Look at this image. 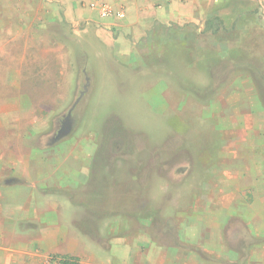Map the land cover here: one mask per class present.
Segmentation results:
<instances>
[{"label": "rangeland", "instance_id": "1", "mask_svg": "<svg viewBox=\"0 0 264 264\" xmlns=\"http://www.w3.org/2000/svg\"><path fill=\"white\" fill-rule=\"evenodd\" d=\"M6 4L0 0V23L7 21ZM194 15L199 23L188 25L191 39L171 35L178 29L174 25L167 26L164 37L122 38L126 48L137 49L128 60L122 56L123 46L118 57L110 44L113 28L90 23L74 34L49 25L60 46L43 63L52 66L46 69L47 80L41 74L27 82V99L14 105L16 111L39 110L37 104L26 106L31 100L49 107L47 113L54 117L49 129L54 139L46 143L54 155L45 153V146L39 151L32 147L38 137L34 132L23 136L26 155L37 160L30 161L31 168L50 179L41 188L52 200L36 201L40 211L50 210L48 216L41 215L40 225L57 224L64 232L75 228L92 238L93 256H101L103 264L120 260L121 229L132 227L130 214L146 195L177 192L175 184L160 188L171 179H185L180 186L186 192L193 179L228 176L230 165L221 160L224 147L242 145L243 129L254 131L262 123L236 115L229 106L232 99L248 95L252 100L251 93H256L264 117V0H199ZM12 57L0 55V70ZM24 58L27 62L33 57ZM3 92L7 96L11 90L0 82ZM237 128L242 131L236 138L225 140V130ZM84 264L90 262L84 259Z\"/></svg>", "mask_w": 264, "mask_h": 264}, {"label": "crops", "instance_id": "2", "mask_svg": "<svg viewBox=\"0 0 264 264\" xmlns=\"http://www.w3.org/2000/svg\"><path fill=\"white\" fill-rule=\"evenodd\" d=\"M5 1L9 5L4 8L6 23H0V55L22 59L17 62V57H12L0 70V76L4 72L0 82L11 90L7 96L8 92L0 93V264H61V258L52 260L50 254L66 255L78 264H84V259L90 264H103L101 256H93L92 238L80 235L75 228L64 232L57 224L40 225L41 215L48 216L50 210L40 211L36 201L52 200L48 190L41 188L50 179L31 168L37 160L26 155L23 136L34 132L38 137L32 147L43 149L54 139L49 135L54 117L47 113L49 107L31 100L26 106L37 104L39 110L26 107L16 111L14 105L27 99V82L41 74L45 78L46 69L52 68L43 63L60 45L47 30L49 25L69 28L74 34L80 25L90 23L113 28L115 31L109 33L115 38L110 44L118 57L120 45L123 46L126 50L122 56L128 60L129 54L137 50L122 43L128 34L133 40L145 37L144 41H148L174 25L178 29L171 35L191 39L188 25L199 23L194 15L199 11V0H100L115 13H125L124 18L114 14L108 19H102L99 9L92 6L96 0ZM1 10L3 7L0 13ZM14 11L21 15L14 16ZM28 56L33 58L26 62L24 57ZM255 96L251 93L253 101L247 95L230 102L236 115L260 118L262 123L254 131L243 129L246 140L242 145L224 147L221 160L230 165L228 176L208 181L193 179L186 192L180 186L186 183L185 179H171L164 182L168 186L160 188L169 190L175 184L173 189L177 192L166 191L160 197L146 195L130 214L135 219L132 227L125 225L121 229L125 236L120 240V260L116 264H264V117L258 111L262 107L257 108ZM241 131L227 129L223 137L230 141ZM46 148L45 153L54 155V149ZM33 191L36 193L32 198Z\"/></svg>", "mask_w": 264, "mask_h": 264}, {"label": "built area", "instance_id": "3", "mask_svg": "<svg viewBox=\"0 0 264 264\" xmlns=\"http://www.w3.org/2000/svg\"><path fill=\"white\" fill-rule=\"evenodd\" d=\"M92 6L99 9V15L102 19H108L114 14H116L120 18L125 17V13L123 11L115 13L111 7H109L106 3L101 2L100 0H96L94 5Z\"/></svg>", "mask_w": 264, "mask_h": 264}, {"label": "trees", "instance_id": "4", "mask_svg": "<svg viewBox=\"0 0 264 264\" xmlns=\"http://www.w3.org/2000/svg\"><path fill=\"white\" fill-rule=\"evenodd\" d=\"M220 25L221 24H224L223 23V20L221 21V23H219ZM211 25H213V23H211ZM219 28V27H218ZM218 28L214 31V32H217L218 33ZM69 259H71V258H69V257H66V256H63L62 258H61V264H78L77 263V261H73V262H71V261H69Z\"/></svg>", "mask_w": 264, "mask_h": 264}]
</instances>
